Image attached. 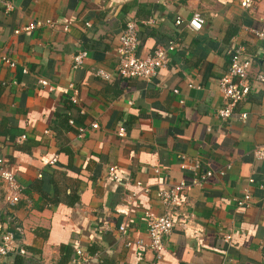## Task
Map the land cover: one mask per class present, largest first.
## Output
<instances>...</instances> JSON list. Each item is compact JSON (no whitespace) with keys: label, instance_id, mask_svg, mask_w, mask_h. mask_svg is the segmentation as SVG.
Returning a JSON list of instances; mask_svg holds the SVG:
<instances>
[{"label":"crops","instance_id":"obj_1","mask_svg":"<svg viewBox=\"0 0 264 264\" xmlns=\"http://www.w3.org/2000/svg\"><path fill=\"white\" fill-rule=\"evenodd\" d=\"M193 11L203 19L197 31L185 25ZM148 17L156 23L139 25L136 55L172 40L166 65L149 81L96 77L97 68H115L124 22ZM34 20L52 26L13 33ZM257 31L264 32V0L247 9L238 0H0V56L14 62L0 61V157L21 186L19 200L9 204L0 180V224L24 249L1 263L69 264L79 246L88 264H264V161L252 157L264 143V82L251 80L230 117L215 116L228 50L240 46L251 59L250 79L264 73ZM79 49L87 57L72 68ZM119 126L124 137L116 135ZM178 153L224 175L179 193L157 259L146 247L124 242L147 240L143 212H164L157 189L189 182ZM110 165L119 181L108 177ZM244 192L249 205L238 207L234 199ZM55 197L57 203H47Z\"/></svg>","mask_w":264,"mask_h":264},{"label":"built area","instance_id":"obj_2","mask_svg":"<svg viewBox=\"0 0 264 264\" xmlns=\"http://www.w3.org/2000/svg\"><path fill=\"white\" fill-rule=\"evenodd\" d=\"M256 0H238L241 8H250ZM5 8L10 9L9 2L5 3ZM70 21H66L62 25V31H67ZM156 19L148 17L144 20H126L120 32L116 37V44L114 47V54L117 59L115 68L112 72H108L104 69L97 68L93 71L96 77L104 80H109L112 76L118 78H139L144 81L149 79L156 73L159 68L166 65V62L171 53L175 49L174 42L172 40L166 41L164 44H156L152 51L145 56L136 55L137 39L136 32L139 25L154 26ZM175 24H180L181 20L176 17ZM203 19L198 11H193L190 17L187 19L186 27L197 31L201 28ZM86 25L88 23H85ZM51 27L52 22L50 20H34L30 21L21 27L14 29L13 33L19 31H28L38 27ZM255 36L264 41V32L257 31ZM87 57V51L85 49H79L71 56V67H79L83 59ZM0 61L9 67H13L14 62L6 56H0ZM251 67V59L246 56L243 49L240 46L231 48L228 50V64L224 73L218 78L217 91L220 95L221 105L215 111V116L218 119H227L234 112L236 106L244 101L251 90V80L264 82V73L256 72L250 79L249 71ZM37 83L42 86H47L45 79H38ZM68 88L71 89L69 99L72 102H76V91L72 84H68ZM173 91L176 92L174 89ZM239 119L243 120L246 117L245 112L238 114ZM72 123V120H68ZM91 128H96V123L90 124ZM79 133L83 131L82 128H78ZM118 137H124L125 129L119 126L116 130ZM252 157L258 161H264V143L256 145L252 150ZM178 166L181 169H188L190 171V180L185 182L183 180L171 185L168 188L157 189L155 196L158 202L164 208L162 214H154L150 210H145L143 216L145 219V233L147 240L143 241L140 238L126 239L124 245L126 247H146L153 252L154 257L157 259L161 257L164 250L163 238L168 235L171 228L174 225V218L171 214V209L174 208L178 201V195L183 190H188L192 186H200L206 179L216 174L218 176L224 175L223 169L217 171H211L209 169H202L201 163L198 158L189 159L185 154L178 153ZM55 158L50 159L52 163ZM225 168H229V164L225 165ZM157 171V169H154ZM107 175L113 181H119L120 177L117 174V169L114 165L107 167ZM0 180L4 184V198L9 204H14L19 200L21 194V186L17 182L14 173L10 170L4 160L0 157ZM252 179H248L251 182ZM139 185V183H136ZM264 191V186H260ZM250 196L248 192H244L241 197L234 199L236 206L247 207L249 205ZM118 231L123 232L124 226L120 225ZM228 239L229 236L224 237ZM13 253L23 254L24 249L16 244V238L12 231L5 229L0 224V264L2 259ZM89 257L82 250L81 247L76 246L74 248L72 257L69 264H88ZM193 264H203L200 262Z\"/></svg>","mask_w":264,"mask_h":264},{"label":"trees","instance_id":"obj_3","mask_svg":"<svg viewBox=\"0 0 264 264\" xmlns=\"http://www.w3.org/2000/svg\"><path fill=\"white\" fill-rule=\"evenodd\" d=\"M56 161V160H55ZM52 180V177H50L48 179V181H51ZM41 187V185L39 183H37V187H36V190L39 189ZM59 197H55V198H47L46 201L47 203H57L59 201ZM69 200H71L72 202L73 201H77L78 200V197L76 195H72L69 197ZM72 202L68 203V204H71Z\"/></svg>","mask_w":264,"mask_h":264}]
</instances>
